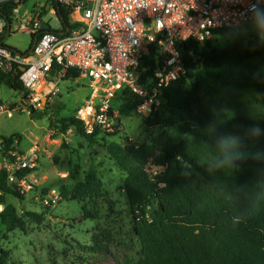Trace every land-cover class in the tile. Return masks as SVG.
Returning a JSON list of instances; mask_svg holds the SVG:
<instances>
[{
	"label": "trees",
	"instance_id": "obj_1",
	"mask_svg": "<svg viewBox=\"0 0 264 264\" xmlns=\"http://www.w3.org/2000/svg\"><path fill=\"white\" fill-rule=\"evenodd\" d=\"M47 2L56 8L63 29L70 27L69 11L55 0ZM14 5L0 2V17H7ZM256 20L261 36L247 44L237 39L222 47L210 40L176 43L185 73L162 89L160 109L143 116L146 125L162 128L150 144L121 143L113 138L116 128L107 132L96 127L87 134L74 115L58 121L62 132L72 127L88 143L105 147L125 173L123 187L139 250L136 256L124 253L115 264H264L263 10ZM32 44L33 38L25 55ZM154 54L152 46L143 61L146 71L140 69L141 80L153 76ZM60 69L53 65L54 72ZM12 73H0V86L26 96L19 71L13 77ZM64 77L77 78L80 73L68 68ZM117 97L133 108L136 96L128 89L119 90L113 102ZM16 137L0 136L3 153L12 149ZM101 190L102 181L92 165L82 180L59 192L63 198L83 200L99 196ZM7 194L22 198L0 169L4 238L23 230L26 217L41 219L36 212L19 214L5 199ZM93 241L90 251L111 252L114 239L109 230H102ZM9 260V251L0 247V264Z\"/></svg>",
	"mask_w": 264,
	"mask_h": 264
},
{
	"label": "built area",
	"instance_id": "obj_2",
	"mask_svg": "<svg viewBox=\"0 0 264 264\" xmlns=\"http://www.w3.org/2000/svg\"><path fill=\"white\" fill-rule=\"evenodd\" d=\"M69 11L70 27L63 29L57 10L40 4L20 11L23 0L14 2L10 14L0 17V73H18L23 89L24 109L42 108L57 93V82L68 68L89 79L90 94L77 108L74 117L82 122L85 133L97 127L112 132L117 126L111 109L116 93L122 88L136 96L135 113L150 116L162 105L161 92L184 73L183 60L176 43L193 40L202 43L215 32L233 30L255 21L264 11V0H55ZM56 16L60 28L50 31L43 15ZM15 22V23H14ZM48 25V30L42 27ZM41 29L45 31L41 32ZM26 32L33 38L32 58L2 43L5 34ZM155 47L153 76L140 79L144 57ZM61 66L53 71V65ZM59 76V77H58ZM23 95V92H21ZM14 108L0 104V115L10 117ZM0 141V169L7 182L22 195H31L45 207L61 200L55 188L38 191L37 169L42 144L22 150L14 143L3 153ZM21 171H27L20 174ZM0 204V211L2 210Z\"/></svg>",
	"mask_w": 264,
	"mask_h": 264
},
{
	"label": "rangeland",
	"instance_id": "obj_3",
	"mask_svg": "<svg viewBox=\"0 0 264 264\" xmlns=\"http://www.w3.org/2000/svg\"><path fill=\"white\" fill-rule=\"evenodd\" d=\"M45 3L49 4L47 0H25L20 5V11ZM42 19L48 21L52 29L60 28V22L51 13L46 11ZM260 36V24L255 20L225 34H215L210 41L212 45L222 47L235 39L247 44ZM31 40L29 33L20 31L1 38L2 43L22 54L28 50ZM31 58L32 54L28 52L25 59ZM56 87L57 93L51 96L48 103L29 114L24 109L21 92L1 85L2 104L14 110L10 117L0 115V136L16 135L15 144L22 150L42 144L37 169L38 191L72 188L93 165L102 181L101 194L83 200L61 197L55 207L43 206L32 193L22 195V198L5 195L7 202L12 203L19 214L36 212L41 219L26 217L25 228L7 233L5 238L0 224V247L9 251V264H115L124 253L136 256L139 241L129 215L123 187L124 171L115 166L101 144L88 143L72 127L62 132L58 123L61 118L73 116L77 108L84 104L91 91L89 79L63 77L58 79ZM125 103L118 97L113 102L118 120L113 138L121 143L130 142L136 147L150 144L162 128L146 125L143 116ZM150 171L155 173V168ZM91 214H95L94 218L87 217ZM105 229L114 239L111 252L98 254L90 251L88 247L94 243V236H100Z\"/></svg>",
	"mask_w": 264,
	"mask_h": 264
},
{
	"label": "water",
	"instance_id": "obj_4",
	"mask_svg": "<svg viewBox=\"0 0 264 264\" xmlns=\"http://www.w3.org/2000/svg\"><path fill=\"white\" fill-rule=\"evenodd\" d=\"M42 27H43L44 29L48 30V27H49V26L46 25V24H43ZM32 47H33V44H32V46H31V49L29 50V52H31ZM0 141H2V140L0 139Z\"/></svg>",
	"mask_w": 264,
	"mask_h": 264
},
{
	"label": "crops",
	"instance_id": "obj_5",
	"mask_svg": "<svg viewBox=\"0 0 264 264\" xmlns=\"http://www.w3.org/2000/svg\"><path fill=\"white\" fill-rule=\"evenodd\" d=\"M48 103V102H47Z\"/></svg>",
	"mask_w": 264,
	"mask_h": 264
}]
</instances>
